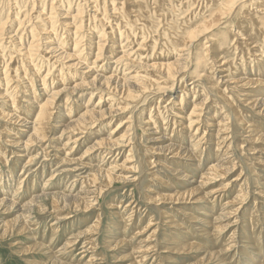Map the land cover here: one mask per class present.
Returning a JSON list of instances; mask_svg holds the SVG:
<instances>
[{
    "label": "rangeland",
    "instance_id": "obj_1",
    "mask_svg": "<svg viewBox=\"0 0 264 264\" xmlns=\"http://www.w3.org/2000/svg\"><path fill=\"white\" fill-rule=\"evenodd\" d=\"M227 1L0 0V200H10L22 206L30 201L36 203L35 198L49 194L36 205L23 206V211L10 210V205L0 208V264H53L55 260L66 264H207L211 252L219 253V257L217 255L210 259L209 264H264V61L263 65L257 61L259 58L264 60L263 5L249 2L243 6L245 14L241 16L246 17L247 27L253 28V31L237 26V16L222 15V22L213 27L210 33V38H218L219 45L224 49L221 55L228 61L230 70L227 80L247 77L260 81V84L252 85L233 84L237 88L230 89L227 86L231 84L224 83L226 79L220 77L227 73L214 71L211 74L213 80L224 81L218 86L225 89L227 96L235 98L238 116L244 120L236 122L226 142H223L224 134H219L215 127H208L207 121L218 123L230 115L234 121L235 114L224 100L209 89L206 80L195 74L198 69L204 73L211 59L209 62H199L202 70L197 69L198 59H192L187 76L180 73L171 92L163 93L157 86L145 85L150 86L145 91L138 87L144 84L143 79H159L160 74L145 66L178 58L179 53L172 50L170 41H175L173 38L177 40L188 23L200 25L213 13L219 14ZM125 26L127 30L123 29ZM220 29L224 33L217 32ZM237 32L239 35H235ZM242 38L247 39L244 40L246 42ZM113 41H117L116 44L123 49H116ZM204 42L206 40L202 39L195 43L193 53L204 55L207 52L203 50L204 45L196 49L197 44ZM137 43L142 45L138 46ZM98 44L102 45V52L98 50ZM76 50L82 57H78ZM130 51L134 54L128 57L127 52ZM71 54L76 58L72 63L78 64L75 65L77 68L62 56ZM77 58H82L83 63ZM88 60L92 61L91 66ZM94 75L100 79L93 81ZM183 75L185 78H182ZM108 76L114 79L118 77L117 81L113 80L110 89L101 84V78ZM122 81L132 85L129 94H133L134 98L124 96ZM52 93L54 96L50 101H55V106L51 108L49 136L43 140L35 139L27 147L24 146L29 134L21 130L29 128L22 124L31 126L34 121L31 118L37 114L39 105L46 102ZM243 94L255 96L258 104L253 107L243 103L242 99L247 98ZM196 104L200 106L198 112L202 114L201 120L189 116ZM27 106H31V110H27ZM258 108L263 112L257 113ZM118 109L125 110L111 115L107 113L96 124L89 123L88 128H66L88 110L102 112ZM189 117L200 121L195 130L188 125L192 121ZM249 125L250 129L262 134V138L256 139L251 146L244 129ZM126 133L130 134L126 141L116 140L121 143L118 148L89 149L102 138L114 141ZM155 137L162 140L151 141ZM14 142L19 146L14 147ZM167 144L175 145L180 150L188 149V156L183 153L180 157L172 158V155L166 154ZM23 148H26L25 153L21 152ZM22 153L25 156H21ZM66 156L71 161L64 160ZM212 162L223 165L230 172L225 179L219 176L206 181L202 188L204 192H209L205 202L195 205H191L190 200L186 203L181 201L180 204L150 202L149 197L182 192L196 186L191 180L197 183L201 181L203 177L200 175L210 172L209 164ZM122 165L124 169L117 168ZM95 166L103 170L114 169L116 175L129 179L115 180L116 184L107 188L108 191L102 183H96L99 189L105 191L101 195H94V202L89 208L78 209L74 207L77 193L93 189L89 179L94 174ZM182 176L188 178L185 180ZM165 181L171 184L170 187L162 183ZM53 193L65 195V200L58 201L68 206L55 208ZM241 193L247 197L235 201ZM22 214L29 217L27 226L30 231L13 229L9 230L8 236L2 237L5 222L15 220ZM190 214L197 215L199 221L191 218L194 216ZM231 214H234L231 216L233 218H226ZM226 225L228 227L220 229ZM88 229L91 230L89 234H81ZM120 240L125 242L120 244ZM188 244L199 245L201 250L164 252L168 248ZM137 248L146 252H135ZM132 252H135L134 258L130 257ZM145 255L147 257H142ZM220 258L223 261L219 262Z\"/></svg>",
    "mask_w": 264,
    "mask_h": 264
},
{
    "label": "bare ground",
    "instance_id": "obj_2",
    "mask_svg": "<svg viewBox=\"0 0 264 264\" xmlns=\"http://www.w3.org/2000/svg\"><path fill=\"white\" fill-rule=\"evenodd\" d=\"M54 2V1H53ZM114 2V1H113ZM157 2V1H156ZM159 2V1H158ZM215 2V1H214ZM249 2H254V4H255V2L257 3L258 2V4L259 3H261L262 5H263V10H264V0H228L227 2H224L223 3V9H221L220 10V12H219V14L218 13H213V15L209 18V19H207V20H203L202 22H201V24L200 25H198L197 26V24H194V23H188V26H186V28L184 29V31L183 32H181L180 33V36L178 35V37H177V40H176V38H173V40H175V41H170V44L172 45V50L173 51H175V52H178L179 53V55H178V58L177 59H174V61H171V60H169V62H165V61H160V63H155V64H150V65H147V66H145V68H147V69H151V70H154V71H156L158 74H160V76H159V79L157 80V81H154V80H147V79H143L144 80V84L142 83V84H140V85H138V87L139 88H141L142 90H146L147 88L149 89V87L150 86H154V88H155V86H157L156 88H159V90L161 89L162 90V92L163 93H165V92H171V91H173V89H174V87L176 86V83H177V80L179 79V76H180V73L181 74H183V73H185L184 75H186L187 74V71H188V68L192 65L191 64V61H192V59H198L197 61V64H198V66H199V62L200 61H203V60H205L206 62L208 61L209 62V59H211L210 60V66H208L209 68H207L206 69V67H205V70L203 71L204 73H201L202 71H200L198 68H201V70L203 69L202 68V66L200 67H197V69L198 70H195V74H198L197 76H199L200 78H204L205 80H206V82H207V84H208V86H209V89L218 97V98H221V100H224L226 103H227V105H229L230 107H231V109H232V113H234L235 115H234V121L231 119V117H232V115H230V116H227V118H223L222 120L220 119L219 121H218V123H211L210 122V120L209 121H207L208 122V124H207V126L208 127H215L214 129H216L217 131H218V133L219 134H224V137H223V142H226L227 141V139H228V133H229V131L236 125V122L238 121V122H244V120L241 118V117H239L238 115H239V112H238V110L236 109L237 107L234 105V100H235V98L234 97H230V96H227V94H226V92H225V89L223 90V89H221L218 85V83H221V82H224V81H222V80H225L226 79V82H224V83H230L231 85H230V87L229 86H227V88H230V89H236V88H234L233 86V84H238V83H241V85H242V83L243 84H245V85H247V84H250V85H252V83H258V84H260V81H257V80H253V78L252 79H250V78H242L241 77V79L240 80H227V78H228V76L230 75L229 74V71L230 70H228V66H227V63H228V61L227 60H225V57H222L223 55H221L222 54V51L224 50L223 48H222V46L221 45H219V43H220V41H219V39L218 38H215V37H212V38H210V36H211V31H213V27H216L218 24H220L221 22H222V15L223 16H225V15H228V16H237L238 17V21H239V24L237 25V26H240V28H246V29H248L249 31H253L254 29L252 28V29H249L248 27H247V24H246V17L244 18V17H242L241 15L244 13L243 12V6L245 7V5H247ZM83 3V2H82ZM88 3V2H87ZM99 3V2H98ZM211 3H213L212 1H211ZM64 4V3H63ZM251 4V3H250ZM250 6H252V4L250 5ZM20 7V6H19ZM260 8L262 7V6H259ZM254 8V7H253ZM64 9V8H63ZM250 9V8H249ZM27 10V9H26ZM80 10V9H79ZM160 10V9H159ZM263 10H261L260 9V11H263ZM46 11V10H45ZM106 11V10H105ZM259 11V10H258ZM73 12V11H72ZM98 12V11H97ZM120 12V11H119ZM80 13H81V11H80ZM105 13V12H104ZM120 14V13H119ZM140 14V13H139ZM245 14V13H244ZM257 14V13H256ZM4 15V14H3ZM75 15H77L76 13H75ZM74 15V18L76 17ZM79 15V14H78ZM133 15V14H132ZM156 15V14H155ZM264 15V14H263ZM13 16V15H12ZM103 16V15H102ZM72 17V16H71ZM81 17V16H80ZM249 17H251V16H249ZM7 18V17H6ZM50 18V17H49ZM51 19V18H50ZM88 19V18H87ZM32 20V19H31ZM73 20V19H72ZM253 20V22H255L256 23V21L254 20V19H252ZM257 20V19H256ZM52 21V20H51ZM90 22V21H89ZM121 22V21H120ZM130 22V21H129ZM257 22H258V20H257ZM16 23V22H15ZM93 23V22H92ZM123 23V22H122ZM133 23V22H132ZM237 23V22H236ZM80 24V23H79ZM89 24V23H88ZM95 24V23H94ZM120 24V23H119ZM131 24V23H130ZM108 25V24H107ZM6 26V25H5ZM52 26V25H51ZM79 26V25H78ZM119 26V25H118ZM121 26V25H120ZM127 26L129 27V25L127 24ZM77 27V26H76ZM259 27V26H258ZM257 27V28H258ZM19 28V27H18ZM54 28V27H53ZM112 28V27H111ZM130 28V27H129ZM219 28H220V26H219ZM263 28V27H262ZM8 29V28H7ZM77 29V28H76ZM124 30L126 29L127 30V27L125 26L124 28H123ZM143 29V28H142ZM200 29H202V30H200ZM215 29V28H214ZM264 29V28H263ZM70 30V29H69ZM200 30V31H199ZM13 31V30H12ZM53 31V30H52ZM231 31L232 30H230V34H231ZM1 32H2V27H0V36H1ZM103 32V31H102ZM217 32H221V29L220 30H218ZM9 33V32H8ZM37 33H39L40 34V32H37ZM106 33V32H105ZM127 33V32H126ZM125 33V34H126ZM131 33V32H130ZM133 33V32H132ZM221 33H224V32H221ZM235 33V32H234ZM240 33V32H239ZM14 34V33H13ZM79 34V33H78ZM100 34V33H99ZM102 34V33H101ZM217 34V33H216ZM215 34V35H216ZM257 34V33H256ZM120 35H122V33H120ZM214 35V36H215ZM235 35H239L238 34V32H237V34H235ZM263 35V34H262ZM36 36V35H35ZM38 36V35H37ZM78 36V35H77ZM19 37V36H18ZM21 37V36H20ZM106 37V36H105ZM232 37V36H231ZM235 37V36H234ZM244 37H245V35H244ZM248 37H249V35H248ZM247 37V38H248ZM254 37V36H253ZM145 38V37H144ZM147 38V37H146ZM221 38V37H220ZM223 38V37H222ZM226 38L227 37H225V39L224 40H226ZM230 38V37H229ZM102 39V38H101ZM106 39V38H105ZM121 39H122V37H121ZM138 39V38H137ZM206 40V42H204V43H200V44H197L196 45V49H198L199 48V46H202V45H204L203 46V50H206L207 52H205V53H203L204 55H202L200 52H194L193 53V46H194V44L195 43H198V42H200L201 40ZM93 40V39H92ZM104 40V39H103ZM126 40V39H125ZM131 40V39H130ZM129 40V41H130ZM228 40V39H227ZM242 40L244 41V40H247V39H245V38H242ZM51 41V40H50ZM61 41V40H60ZM218 41H219V43H218ZM4 42V41H3ZM102 42V41H101ZM114 42V47L116 48V47H122V46H118L116 43H118L117 41H113ZM133 42V41H132ZM134 42H135V40H134ZM224 42V41H223ZM222 42V43H223ZM244 42H246V41H244ZM34 43V42H33ZM73 43V42H72ZM126 43V42H125ZM141 43V42H140ZM140 43H137V45L138 46H141L142 44H140ZM221 43V44H222ZM226 43V42H225ZM224 43V44H225ZM113 44V43H112ZM120 44V43H119ZM168 44V43H167ZM3 45V44H2ZM91 45H93V44H91ZM117 45V46H116ZM132 45H134V44H132ZM145 45V44H144ZM170 45V46H171ZM237 45V44H236ZM255 45V44H254ZM56 46V45H55ZM77 45L75 44V47H76ZM98 46V50H102L103 48H102V45L101 44H98L97 45ZM104 46V45H103ZM127 46V45H126ZM129 46V45H128ZM138 46H137V49H138ZM169 46V47H170ZM226 46H228L227 44H226ZM113 47V48H114ZM125 47V46H124ZM224 47V46H223ZM245 47V46H244ZM5 48V47H4ZM3 48V49H4ZM10 48V47H9ZM60 48V47H59ZM114 48V49H115ZM140 48V47H139ZM243 48V47H242ZM76 49V48H75ZM117 49V48H116ZM115 49V50H116ZM121 49V48H120ZM122 49H123V47H122ZM199 49H201V48H199ZM198 49V50H199ZM79 50V49H78ZM90 50H93V49H90ZM95 50V49H94ZM113 50V49H112ZM169 50V49H168ZM24 51V50H23ZM80 51V50H79ZM78 51V52H79ZM164 51V50H163ZM172 51V52H173ZM212 52L211 54H213V55H209V52ZM83 52H84V50H83ZM102 52V51H101ZM122 52H123V50H122ZM161 52V51H160ZM159 52V53H160ZM169 52V51H168ZM76 53H77V50H76ZM112 53V52H111ZM136 53V52H135ZM177 53V54H178ZM200 53V54H199ZM78 54V53H77ZM80 54V55H79ZM78 54V57L80 58V57H82L81 56V53H79ZM103 54V53H102ZM115 54V53H114ZM122 54V53H121ZM134 54V53H133ZM133 54L131 53V51L130 52H127V55H128V57H129V55H132L133 56ZM171 54V53H170ZM98 55H100V54H98ZM143 55V54H142ZM165 55V54H164ZM163 55V56H164ZM262 55V54H261ZM62 56H64V58L65 59H68V61L70 62V63H72V61H74L76 58H73V57H75V56H73V54H71V55H67V56H65V55H62ZM62 56H61V58H62ZM96 56H97V54H96ZM110 56H112V55H110ZM117 56H119V55H117ZM124 56V55H123ZM136 56V55H135ZM159 56V55H158ZM76 57H77V55H76ZM84 57V56H83ZM98 57H100V56H98ZM98 57H96L95 59H97ZM122 57V56H121ZM121 57H118L119 59L121 58ZM168 57V56H167ZM22 58V57H21ZM92 58H94L93 56H92ZM112 58V57H111ZM136 58V57H135ZM41 59V58H40ZM63 59V58H62ZM74 59V60H73ZM82 59V58H81ZM81 59H78L77 58V60H80V62H82L83 63V61L81 60ZM86 59H87V56H86ZM95 59H92V60H94L95 61ZM109 59V58H108ZM117 59V58H116ZM125 59V61H126V58H124ZM123 59V60H124ZM122 60V61H123ZM129 60V59H128ZM167 60V59H166ZM61 61V60H60ZM89 61V60H88ZM117 63H119V60L117 59ZM138 61V60H137ZM168 61V60H167ZM258 62H261L260 64H262L263 65V61L264 60H262V58H259L258 60H257ZM55 62V61H54ZM90 62V61H89ZM92 62V61H91ZM91 62H90V66H91ZM143 62V61H142ZM165 62V63H164ZM43 63V62H42ZM63 63V62H62ZM76 63H77V61H76ZM96 63V62H95ZM121 63V62H120ZM125 63V62H124ZM127 63H129V62H127ZM132 63V62H131ZM138 63H140L139 61H138ZM201 63V62H200ZM32 64V63H31ZM208 64V63H207ZM48 65V64H47ZM54 65V64H53ZM78 65V64H75V63H72V67H76V66ZM87 65V64H86ZM86 65H85V68H88V66L86 67ZM125 65V64H124ZM123 65V66H124ZM206 65V64H205ZM204 65V66H205ZM209 65V64H208ZM90 66H89V68H90ZM93 66V65H92ZM140 66V65H139ZM55 67V66H54ZM53 67V68H54ZM69 67V66H68ZM82 67V66H81ZM52 68V69H53ZM71 68V67H70ZM77 68V67H76ZM98 68H100V67H98ZM19 69V68H18ZM48 69H50L49 67H48ZM94 70H95V68H93ZM127 69V68H126ZM131 69V68H130ZM9 70V69H8ZM81 70V69H80ZM3 71V70H2ZM34 71H35V69H34ZM90 71V70H89ZM93 71V70H92ZM131 71V70H130ZM148 71V70H147ZM153 71V72H154ZM216 72V73H221V74H226V75H223V76H220V77H222V80H219V81H216V79H212L210 76H212L211 74H214L213 72ZM56 72V71H55ZM77 72V71H76ZM134 72V71H133ZM132 72V73H133ZM146 72V71H145ZM192 72V71H191ZM231 72H233V71H231ZM49 73V72H48ZM51 73V72H50ZM58 73V72H57ZM97 73V72H96ZM137 73H138V71H137ZM141 73V72H140ZM193 73V72H192ZM61 74V73H60ZM142 74H144L143 73V71H142ZM148 74V73H147ZM240 74V73H239ZM46 75V74H45ZM86 75V74H85ZM149 75H151V74H149ZM156 75V74H155ZM183 75V77L182 78H185V76ZM26 76V75H25ZM66 76V75H65ZM95 77H94V79H93V81L94 80H98V79H100V77H98V76H96V75H94ZM112 76H113V74H112ZM187 76V75H186ZM97 77V78H96ZM132 78L133 77H136V76H131ZM144 77H145V75H144ZM147 77V76H146ZM149 77V76H148ZM195 77V76H194ZM213 77V76H212ZM43 78V77H42ZM93 78V77H92ZM96 78V79H95ZM116 78H118V77H116ZM114 79L113 77H110V76H108V77H103V78H101V80H102V82H101V84L103 85H106L107 87L106 88H111V83L113 82V80H116L117 81V79ZM143 78V77H142ZM214 78V77H213ZM26 79V78H25ZM68 79V78H67ZM150 79H151V77H150ZM156 79V78H155ZM199 79V78H198ZM235 79V78H234ZM126 80V79H125ZM130 80V79H129ZM129 80H127V81H129ZM192 80H194V79H192ZM41 81V80H40ZM115 81V82H116ZM154 81V82H153ZM199 81V80H198ZM201 81V80H200ZM43 82V81H42ZM51 82V81H50ZM93 83V82H92ZM159 83H161L162 85H158ZM30 84V83H29ZM169 84H171L169 87L167 86V85H169ZM187 84V83H186ZM197 84V83H196ZM101 85V86H102ZM103 85V86H104ZM134 85H135V83H134ZM145 85H150L149 87H145ZM46 86V85H45ZM44 86V87H45ZM53 86V85H52ZM121 86H122V89H123V92H124V96H128L130 99L131 98H134L135 96L132 94H129V91L131 92V90H130V88L132 87V85H130V84H127V82L125 81H122L121 82ZM48 87V86H47ZM124 87V88H123ZM137 87V86H136ZM226 87V86H225ZM47 89V88H46ZM45 89V90H46ZM115 88H113V90H114ZM183 89V88H182ZM187 89V88H186ZM202 89V88H201ZM185 90V89H184ZM8 91V90H7ZM125 91H127V92H125ZM133 91V90H132ZM143 91V92H144ZM194 91V90H193ZM140 92V91H139ZM185 92V91H184ZM196 92V91H195ZM205 92V91H204ZM235 92H237V90H235ZM244 93H245V91H243ZM140 93H142V92H140ZM250 93V92H249ZM138 95H139V93H137ZM187 94V93H186ZM251 94V93H250ZM53 95V93L50 95V97H49V99L46 101V102H44V103H42V104H40L39 105V107H38V112H36L37 114H35V116H34V118H31V119H34V121H33V123H31V126L29 127V126H27V124L25 123V124H22V125H25V127H28L29 129H26V130H21V132L22 133H24V134H29V136H28V139H27V141L25 142V144H24V146H26L27 147V145H29L28 143H31V142H34V140L36 139V140H43V139H47V137L49 136L48 135V133H49V129H50V121H51V118H52V113H51V108H52V106H55L54 104H55V101L54 102H51L50 100V98H51V96ZM58 95H59V92H58ZM141 95V94H140ZM139 95V96H140ZM172 95V94H171ZM170 95V96H171ZM244 95V94H243ZM33 96V95H32ZM54 96V95H53ZM165 96V95H164ZM206 96V95H205ZM245 97H247V98H244V99H242V101H243V103L245 102V103H248V104H250V105H252L253 107H255L258 103H257V100L255 99V96H253V97H250L251 95H249V94H245L244 95ZM244 96H242V97H244ZM249 96V97H248ZM58 97V96H57ZM172 97V96H171ZM33 98V97H32ZM128 98V99H129ZM181 98V97H180ZM208 98V97H207ZM253 98H254V100H253ZM54 99H57V98H54ZM103 99H104V97H103ZM126 99V98H125ZM129 99V100H130ZM182 99V98H181ZM257 99H259V98H257ZM31 100V99H30ZM184 100V99H183ZM194 100V99H193ZM27 101H29V100H27ZM133 101V100H132ZM100 102V101H99ZM179 102V101H178ZM200 102V101H199ZM262 102V101H261ZM26 103H28V102H26ZM176 103H177V101H176ZM202 103V102H201ZM222 103V102H221ZM67 104V103H66ZM153 104V103H152ZM158 105H159V102L157 103ZM182 104V103H181ZM219 104V103H218ZM262 104H263V107H264V100H263V102H262ZM25 105V104H24ZM70 105H71V103H70ZM97 105V104H96ZM99 105V104H98ZM197 106L192 110V111H190L191 113H189V116H191V117H196V119H197V117H198V120H201V116H202V114L201 113H199L198 112V108L200 107V106H198L199 104H196ZM203 105V104H202ZM14 106V105H13ZM21 106V105H20ZM66 106V105H65ZM92 106V105H91ZM95 106V105H94ZM101 106V105H100ZM99 106V107H100ZM154 106V105H153ZM76 107V106H75ZM151 107H152V105H151ZM158 107V106H157ZM194 107V106H193ZM202 107V106H201ZM222 107V106H221ZM87 108V107H86ZM215 108V107H214ZM26 109L27 110H31V106H27L26 107ZM68 109H70V107L68 108ZM84 109V108H83ZM91 109V108H90ZM153 108H151V110H152ZM202 109V108H201ZM260 108H258V110H259ZM67 110V109H66ZM96 110H97V108H96ZM124 111L125 109H118V110H110V111H103L102 110V112H100V110H99V112L97 111V112H95L94 110H88V111H86L84 114H82V116H80L79 118H77V119H75V120H73V123H69L67 126H66V128H70V129H74V128H76V130L77 129H79V128H88V125H89V123H91V125H92V123L94 122V124H96V122L97 121H99V120H101V119H103V118H105L106 117V115H107V113H109L110 115L111 114H114V113H117V112H119V111ZM65 111V110H64ZM67 112V111H66ZM219 112H221L220 110H219ZM263 111H262V109L261 110H259L257 113H262ZM70 113V112H69ZM81 113V112H80ZM158 113V112H157ZM160 113V112H159ZM158 113V114H159ZM150 115V114H149ZM168 115V114H167ZM178 115H180V114H178ZM156 116H160V115H156ZM182 116V115H181ZM226 116V115H225ZM19 117V116H18ZM69 117V116H68ZM112 117V116H111ZM149 117H151V116H149ZM161 117V116H160ZM159 117V118H160ZM184 117H185V115H184ZM191 117H189L190 118V121L193 119V118H191ZM11 118V117H10ZM158 118V117H157ZM145 119V122H144V124L145 123H147L146 122V118H144ZM148 119V118H147ZM154 119V118H153ZM188 119V118H187ZM182 120V119H181ZM198 120H192L188 125L190 126V128H192V129H194L195 127H197L196 125L198 124V123H200V121H198ZM183 121V120H182ZM170 122V121H169ZM24 123V122H23ZM62 123V122H61ZM19 124V123H18ZM72 124V126H70ZM29 125V124H28ZM66 125V124H65ZM145 125H147V124H145ZM152 125V124H151ZM240 125H242V123L240 124ZM188 126V127H189ZM124 127H126V126H124ZM145 127V126H144ZM143 127V128H144ZM200 127V126H199ZM91 128V127H90ZM251 128V126L249 125V126H247V127H244V129H245V132H247L248 133V136H247V138H249L247 141L249 142V146H251V145H253V143H255L256 142V139H261L262 138V134L260 133V132H258V131H256L255 129H250ZM256 128V127H255ZM257 128H259V127H257ZM173 129V128H172ZM197 129L198 128H196V132H197ZM204 129V128H203ZM211 129H213V128H211ZM81 130V129H80ZM117 130V129H116ZM119 130V129H118ZM147 130V129H146ZM146 130H144V133L146 132ZM195 130V129H194ZM205 130V129H204ZM157 131V130H156ZM179 131V130H178ZM213 131H215V130H213ZM67 132H69L68 130H67ZM73 132V131H72ZM71 132V133H72ZM190 132V131H189ZM74 133V132H73ZM88 133H89V131H88ZM129 133V132H128ZM207 133V132H206ZM68 134V133H67ZM84 134V133H83ZM82 134V135H83ZM147 134H149V133H147ZM188 134V133H187ZM186 134V135H187ZM205 134V133H204ZM48 135V136H47ZM89 135H90V133H89ZM128 135H130V134H123V136H121V137H119L118 139H115L114 141H111L110 139H108V138H102V139H100L99 141H97L96 142V144H94V145H92L91 146V148H89V149H100V148H113V149H115V148H118L120 145H121V143H117L116 142V140H119V139H121V140H125L126 139V137L128 136ZM227 135V136H226ZM231 135V134H230ZM75 137V136H74ZM77 137V136H76ZM79 137H81V136H79ZM78 137V138H79ZM158 137V136H157ZM194 137H196V134L194 133ZM90 138V137H89ZM151 138V137H150ZM183 138V137H182ZM19 139V138H18ZM17 139V140H18ZM74 139V138H73ZM82 139V138H81ZM84 139V138H83ZM147 139H148V137H147ZM198 139V138H197ZM196 139V140H197ZM230 139V138H229ZM21 139H19V141H20ZM162 139L161 138H156L155 137V140H151V141H153V142H155V141H161ZM190 140V139H189ZM18 141V142H19ZM126 141V140H125ZM124 141V142H125ZM193 141V140H192ZM74 142H75V140H74ZM191 142V141H190ZM71 143V142H70ZM231 143V142H230ZM14 144L16 145V146H14V147H18L19 145H18V143L17 142H14ZM68 144H69V142H68ZM198 144V143H197ZM67 145V144H66ZM73 145H74V143H73ZM68 146V145H67ZM227 146V145H226ZM64 147V146H63ZM131 147V146H130ZM183 148V147H182ZM26 148H23V151L21 150V152H26V150H25ZM128 149V148H127ZM132 149V148H131ZM197 149V148H196ZM68 150V149H67ZM109 150V149H108ZM108 150H104V151H108ZM112 150V149H111ZM165 150H168L167 151V153L166 154H169V155H172L173 157L172 158H176V157H180V155L181 154H186L185 156H188L187 154L189 153V151H188V149L187 150H180L179 148H177L175 145H169V144H167V146H165ZM69 151V150H68ZM94 151V150H93ZM116 151V150H115ZM127 151V150H126ZM260 151V150H259ZM18 152H20V151H18ZM66 152V151H65ZM70 152V151H69ZM73 152V151H72ZM112 152V151H111ZM128 152V151H127ZM24 153H22V155L21 156H25V154ZM28 153V152H27ZM71 153V152H70ZM104 153V152H103ZM103 153H101V154H103ZM95 154V153H94ZM110 154V153H109ZM12 155V154H11ZM71 155V154H70ZM88 155V154H87ZM184 156V157H185ZM193 156V155H192ZM127 157V156H126ZM131 157V156H130ZM197 157V156H196ZM69 157H65V159L64 160H69V161H71L70 160V158L68 159ZM79 159V158H78ZM188 159V158H187ZM148 160V159H147ZM205 160V159H204ZM73 161V160H72ZM79 161V160H78ZM152 161V160H151ZM179 161V160H178ZM80 162H81V160H80ZM205 163H206V161H205ZM209 163V162H208ZM98 164H100V163H98ZM102 164V163H101ZM225 164V163H224ZM182 165V164H181ZM210 165V167H209V171L210 172H208L207 174H205L204 176H202V175H200L201 177H203L202 178V180L201 181H199L198 180V183L196 182V181H192L191 180V182L192 183H195V184H197L196 186H194V187H192V188H190L189 190H185V191H182V192H173V193H169V194H163V195H159V196H155V197H152V198H150L149 197V200H150V202H156V201H159L160 203H173V204H180V202L181 203H186V202H188L189 200H190V202H191V205H195V204H198V203H202L203 201L205 202V199H206V197H207V193H209L208 191L207 192H204L203 191V187L207 184V182L206 181H212V180H214V179H217L216 177H219L220 176V178H226L227 177V175H229V170L230 169H228V168H225L223 165L222 166H220L219 164H216V163H213L212 162V164H209ZM233 165V164H232ZM176 166V165H175ZM179 166V165H178ZM96 167V166H95ZM98 167V166H97ZM94 168L93 170H94V174H92V176L90 177V179L89 180H91L92 181V183H93V185L91 186L92 188V190H89V191H87V189L85 190V192H79V193H77L78 195H77V197H76V201L74 202V207H76V208H78V209H81V208H83V207H85V209L86 208H89L90 206H91V203L92 202H94V195H96V194H98V193H100V195L105 191V190H103V189H99L100 187H98L99 185H96V183L97 184H101L102 183V185H104L105 186V188H106V190L108 191V189H110L112 186H114L115 184H116V182H115V180H117V179H123L124 181H127L128 179H129V177H127V176H119V175H116L115 174V170L114 169H109L108 168V170H103V169H101V168ZM123 167V165L122 166H118L117 168L118 169H120V168H122ZM127 167V166H126ZM130 166H128V168H129ZM196 167V166H195ZM192 168V167H191ZM201 168V167H200ZM74 169V168H73ZM107 169V168H106ZM122 169H124V167L122 168ZM13 170H11V172H12ZM74 171V170H73ZM242 171V170H241ZM2 172V171H1ZM127 172V171H126ZM1 174V173H0ZM179 174H182V173H179ZM186 174V173H185ZM12 175V174H11ZM10 175V176H11ZM188 175V174H187ZM2 176H3V174H2ZM1 176V177H2ZM24 176V175H23ZM26 176V175H25ZM177 176V175H176ZM12 177V176H11ZM9 178V177H8ZM23 178V177H22ZM182 178L183 179H187L188 178V176L187 177H183L182 176ZM197 179V178H196ZM238 179V178H237ZM15 180V179H14ZM189 180V179H188ZM247 180V179H246ZM235 181V180H234ZM214 182V181H213ZM23 183V182H22ZM162 183H165V184H167L166 186L167 187H170V183H168L167 181H165V182H162ZM226 183V182H225ZM8 185V184H7ZM17 185H19V184H17ZM21 186V185H20ZM19 186V187H20ZM174 186V185H173ZM219 186V185H218ZM243 187V186H242ZM2 188V187H1ZM108 188V189H107ZM4 189H6V188H4ZM249 190V189H248ZM260 190V189H259ZM14 191H15V189H14ZM21 191V190H20ZM201 191V192H200ZM238 191V190H237ZM2 192H4V191H2ZM14 194H15V192H13ZM199 193H201L200 195H199ZM262 193H263V191H262ZM2 194V193H1ZM219 194V193H218ZM49 194L48 193H45V194H42L41 196H38L37 198H35V200L34 201H36V199H37V202H41V201H43V199L45 198V197H47ZM35 196V195H34ZM76 196V195H75ZM150 196V195H149ZM11 197H13V198H15L14 196H11ZM36 197V196H35ZM72 197H73V195H72ZM247 196L246 195H243L242 196V193H241V195H239L237 198H236V200L235 201H237V200H244L245 198H246ZM19 198V197H18ZM6 199V198H5ZM52 202H54V205H55V208H59V207H65V206H68L67 205V203H60L59 201H58V199L59 200H65V195H63V194H58V193H53L52 194ZM97 199V198H96ZM235 199V198H234ZM9 200V199H8ZM12 200V199H11ZM15 200V202L17 201V199H14ZM31 200V199H30ZM70 200V199H69ZM208 200H209V198H208ZM32 201H33V199H32ZM235 201L233 202V203H235ZM36 202V203H37ZM45 202V201H44ZM72 202V201H71ZM36 203H32L31 201L30 202H28L27 204H25V205H22V206H17V204H15V203H13L12 201H7V200H0V208H3V207H7V206H9V208L8 209H10V210H12L13 208H15L17 211H23V210H25V208H23V206H26V205H30V206H33V205H36ZM70 203V202H69ZM241 203H243V202H241ZM44 205V204H43ZM182 205V204H181ZM177 206V205H176ZM197 207V206H196ZM195 207V208H196ZM203 207V206H202ZM42 208V207H41ZM198 208V207H197ZM177 209V208H176ZM201 209V208H200ZM235 209V208H234ZM43 210V209H42ZM77 210V209H76ZM135 210V209H134ZM28 211V210H27ZM223 211V210H222ZM201 212H202V210H201ZM206 212V211H205ZM21 213V212H20ZM204 213V212H203ZM231 213V212H230ZM19 214V213H18ZM26 214V213H25ZM211 214V213H210ZM29 215V214H28ZM190 215H192V216H194L193 214H190ZM234 214H231V215H229V216H227L226 218H230L231 216H233ZM198 216L196 215V216H194V217H191V218H193V219H195L196 221L198 220L199 221V219L197 218ZM231 218H233V217H231ZM27 219V220H26ZM28 219H29V217H27V216H23V214L22 215H19V216H17L16 218H15V220H12V221H8V222H5V224H4V228L5 229H3V233H2V237H6V236H8V232H9V230H20V232H22V231H26V232H28V231H30V229H29V227L27 226V223H28ZM231 219H229V221H230ZM239 220V219H238ZM245 220V219H244ZM207 222V221H206ZM226 222V221H225ZM153 223V222H152ZM224 223V222H223ZM228 223V222H227ZM172 224V223H171ZM226 224V223H225ZM130 225V224H129ZM228 225V224H227ZM222 226L220 229H224V228H226V227H228V226ZM235 225V224H234ZM126 226V225H125ZM129 227V226H128ZM126 228V227H125ZM154 228V227H153ZM58 229V228H57ZM245 229V228H244ZM145 230V229H144ZM183 230V229H182ZM227 230V229H226ZM236 232H237V230H235ZM89 232H91V230L90 229H88V231L87 232H85V233H81V234H85V235H87V234H89ZM247 232V231H246ZM120 233V232H119ZM235 233V232H234ZM82 236V235H81ZM246 236V235H245ZM77 237H79V236H77ZM95 238V237H94ZM232 238V237H231ZM68 241V240H67ZM88 241V240H87ZM140 241V240H139ZM69 242V241H68ZM123 242H125V240H120V241H118V243H123ZM184 242V241H183ZM71 243H73V242H71ZM144 243H145V241H144ZM220 243V242H219ZM234 244V243H233ZM40 245V244H39ZM96 245V244H95ZM143 245V244H142ZM152 245V244H151ZM71 246V245H70ZM153 247V246H152ZM155 247V246H154ZM227 247V246H226ZM33 248H35V247H33ZM44 248V247H43ZM145 248V247H144ZM240 248V247H239ZM29 249V247L28 248H26V249H24V251H26V250H28ZM146 249H149V248H146ZM169 250H165L164 252H169V251H171V250H173V251H175V252H180V253H183L184 251H186V250H201V247H199V245H196V244H188V245H184V246H180V247H174V248H168ZM248 249V248H247ZM62 250V249H61ZM137 251H135V252H138V251H142V253L144 254L145 252H146V250H141L140 248H137L136 249ZM151 250V249H150ZM56 252V251H55ZM60 252V251H59ZM62 252V251H61ZM135 252H132L131 254H130V257H133L134 258V256H133V254L135 253ZM23 253H25V252H23ZM46 253L49 255V256H53V255H51V253H49L48 251H46ZM139 255V254H138ZM141 255V254H140ZM209 255L211 256L210 257V259H212V258H214V257H217V255H218V257H219V253H215V252H211V253H209ZM140 257V256H139ZM142 257H147V255H145V256H142ZM141 257V258H142ZM54 258V257H53ZM205 258V257H204ZM140 259V258H139ZM210 259H209V261H208V263L207 264H209V263H211V261H210ZM248 259V258H247ZM261 259V258H260ZM53 260V259H52ZM204 260H202L201 262H203ZM221 261H223V260H221V258L219 259V262H221ZM90 262V261H89ZM88 262V263H89ZM137 263V262H136ZM248 263V262H247ZM34 264H40V263H38V262H34ZM53 264H66V263H64V262H60V261H54L53 262Z\"/></svg>",
    "mask_w": 264,
    "mask_h": 264
}]
</instances>
